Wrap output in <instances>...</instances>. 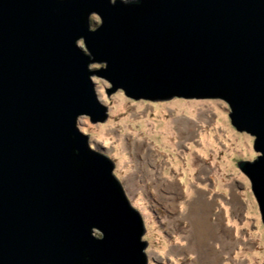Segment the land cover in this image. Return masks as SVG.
<instances>
[{"label":"water","instance_id":"95a60500","mask_svg":"<svg viewBox=\"0 0 264 264\" xmlns=\"http://www.w3.org/2000/svg\"><path fill=\"white\" fill-rule=\"evenodd\" d=\"M92 73L107 95L223 97L264 223V0H0V264H147L140 212L76 124L105 117Z\"/></svg>","mask_w":264,"mask_h":264},{"label":"rangeland","instance_id":"374dc122","mask_svg":"<svg viewBox=\"0 0 264 264\" xmlns=\"http://www.w3.org/2000/svg\"><path fill=\"white\" fill-rule=\"evenodd\" d=\"M89 20L93 27L101 19L91 11ZM100 66L105 61L89 62L91 70ZM91 78L105 117L91 121L83 113L76 124L113 160V173L140 212L147 264H264V223L237 164L258 151L253 135L231 123L227 101L217 95L134 98L121 87L107 95L111 83L95 73ZM199 220L206 223L198 234Z\"/></svg>","mask_w":264,"mask_h":264},{"label":"bare ground","instance_id":"6f19581e","mask_svg":"<svg viewBox=\"0 0 264 264\" xmlns=\"http://www.w3.org/2000/svg\"><path fill=\"white\" fill-rule=\"evenodd\" d=\"M201 203V202H200ZM205 212V211H204ZM201 213V212H200ZM206 213V212H205ZM201 215H199L198 217H200ZM207 216V215H206ZM205 217V216H204ZM207 219V218H206ZM200 220H201V217H200ZM197 221L196 223H195V226H196V230L198 231V234H199V232L200 231H203L204 230V226H205V223H206V221H204V222H201V221ZM207 224H208V222H207ZM206 224V225H207ZM209 225V224H208ZM207 227V226H206ZM209 227V226H208ZM204 234V233H203ZM202 235V234H201ZM199 239H200V241H201V243H202V239L199 237ZM201 243H199V244H201ZM207 243V242H206ZM203 245V244H202ZM211 262V261H210ZM199 264H204V261H200V263ZM215 264V263H214Z\"/></svg>","mask_w":264,"mask_h":264},{"label":"flooded vegetation","instance_id":"af4514ba","mask_svg":"<svg viewBox=\"0 0 264 264\" xmlns=\"http://www.w3.org/2000/svg\"><path fill=\"white\" fill-rule=\"evenodd\" d=\"M97 24H95V26H96ZM95 26H93V27H95Z\"/></svg>","mask_w":264,"mask_h":264}]
</instances>
